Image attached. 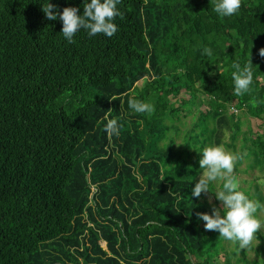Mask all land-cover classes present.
I'll return each mask as SVG.
<instances>
[{
	"label": "trees",
	"instance_id": "obj_1",
	"mask_svg": "<svg viewBox=\"0 0 264 264\" xmlns=\"http://www.w3.org/2000/svg\"><path fill=\"white\" fill-rule=\"evenodd\" d=\"M48 2L84 12V0ZM218 2L121 0L116 34L69 43L47 0H0V264H264L205 230L192 196L209 146L243 157L234 175L245 162L264 177V0L227 17ZM249 59L250 91L236 96L232 65ZM183 112L194 116L177 142ZM249 117L261 132L241 129ZM247 184L264 204V186Z\"/></svg>",
	"mask_w": 264,
	"mask_h": 264
},
{
	"label": "clouds",
	"instance_id": "obj_2",
	"mask_svg": "<svg viewBox=\"0 0 264 264\" xmlns=\"http://www.w3.org/2000/svg\"><path fill=\"white\" fill-rule=\"evenodd\" d=\"M121 0H84L83 15H79L76 7H65L62 13L53 11L55 5L48 2L43 5L42 11L49 20H56L58 17L63 22L61 33L69 43H74L73 37L81 30H87L89 36L104 34L111 38L118 31L117 25L113 22L118 16L123 18V14L117 8ZM242 0H219L215 5V11L222 17L232 16L239 12ZM204 54L211 56L210 48L204 49ZM259 54L264 57V48ZM252 61L243 67L234 62L232 73L234 80V94L241 96L250 91L253 82ZM128 105L137 113L151 114L154 106L130 98ZM234 112L235 110L232 109ZM111 111V109H109ZM120 126L116 119H109L105 125V131L109 136L119 135ZM243 157L227 151L223 145L209 146L203 149L202 158L199 160L203 175L192 189V196L199 198L202 193L211 192L210 182L223 181L222 190L215 194V198L222 202L223 208L213 207L212 214L198 213L197 215L205 224L207 231H218L220 237L225 240L238 242L239 250H250L255 242V248L260 243L258 235L264 229V220L257 215L264 212V204L250 199L241 190L239 180L234 175L236 163ZM211 202V201H210ZM223 210V214L222 213ZM167 219V218H166Z\"/></svg>",
	"mask_w": 264,
	"mask_h": 264
},
{
	"label": "rangeland",
	"instance_id": "obj_3",
	"mask_svg": "<svg viewBox=\"0 0 264 264\" xmlns=\"http://www.w3.org/2000/svg\"><path fill=\"white\" fill-rule=\"evenodd\" d=\"M140 84L142 85V83H140ZM204 107H205V105L201 106V109H203ZM193 116H194V114H185V112H183L181 114V121L179 123V124H181L180 125L181 131H180L178 138L176 139L177 142L181 141V136L183 134L184 127H187V125L192 121ZM183 122H184V125H183ZM248 126L250 127L252 132L253 131L255 132V130H257V132H261L263 129L262 128L263 126L261 125V120L253 118V117H249V123L248 124L244 123L242 125L241 129L247 130ZM226 138H227V136H226ZM239 143H240V141L238 138L237 144H239ZM225 149L231 153L236 154L234 151L232 152V150L228 147H225ZM244 166H245V162H243L240 165V167H239L240 172H237V174H235L236 178L240 182V185L245 188L246 186H248V184H247L248 181H253V182H257L261 187L264 186L263 171H260L258 168H254L248 172H243V171H241V169ZM221 183H222V181H219V180L212 182L213 187L209 186V189L211 192H208L206 194L202 193V200H204L205 206L207 207V211L202 212V213H208L211 215L212 211H213V207L218 209V206H219L218 204L222 205L221 201H218L217 203H215V200H217V199L215 198V194H214V193L222 190ZM262 191H264V190L262 189ZM259 218L264 220V212H259ZM198 220L200 221V224H202V225L205 224V222L202 219H200V217L198 218ZM261 235L264 236V229L261 230ZM258 239L260 240V243L256 246V248L260 247L262 244L264 245V240L259 238V237H258ZM226 246H227V249H231L234 246V242L226 240ZM256 248H255V242H254L253 247L250 250H247V252H246L248 258L250 260L260 259V260L264 261V252L261 251L259 254H257ZM237 256L240 257L239 252L237 253ZM231 258H232V264H235V262H234L235 256H232ZM239 262L242 264L241 261H239Z\"/></svg>",
	"mask_w": 264,
	"mask_h": 264
}]
</instances>
